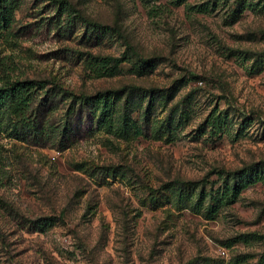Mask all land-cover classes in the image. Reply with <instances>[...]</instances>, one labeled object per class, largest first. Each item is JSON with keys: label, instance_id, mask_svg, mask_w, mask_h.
<instances>
[{"label": "rangeland", "instance_id": "374dc122", "mask_svg": "<svg viewBox=\"0 0 264 264\" xmlns=\"http://www.w3.org/2000/svg\"><path fill=\"white\" fill-rule=\"evenodd\" d=\"M67 1L0 12V264H264V0Z\"/></svg>", "mask_w": 264, "mask_h": 264}, {"label": "trees", "instance_id": "16d2710c", "mask_svg": "<svg viewBox=\"0 0 264 264\" xmlns=\"http://www.w3.org/2000/svg\"><path fill=\"white\" fill-rule=\"evenodd\" d=\"M12 1V0H0V12H2L3 9L8 7V2ZM54 2H56L59 6L61 7H67L69 8L73 13L81 14L77 9H75L69 1L67 0H53ZM1 16V15H0ZM79 16V15H78ZM82 18V22L85 24H89L92 26H99L101 27L102 25L100 23L97 22H93L91 20H89L87 17L85 16H81ZM103 63L107 64L109 63L110 59L109 58H101ZM31 83L30 81H25V83H20V82H15V83H11L6 89L5 92H7L8 94H10V97L13 100V107H12V113L14 115L19 114L20 111V107L24 105V99H25V88L28 86V84ZM39 84H41V82H38ZM103 98V97H102ZM104 104L103 106L100 107L99 109V118L100 120L103 121H109L110 120V113H109V106L106 103L107 98L104 97Z\"/></svg>", "mask_w": 264, "mask_h": 264}]
</instances>
